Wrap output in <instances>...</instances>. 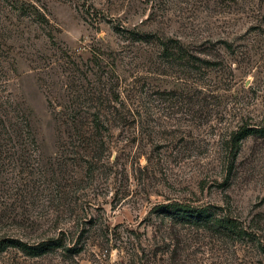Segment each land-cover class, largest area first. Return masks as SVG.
I'll list each match as a JSON object with an SVG mask.
<instances>
[{"label": "rangeland", "instance_id": "rangeland-1", "mask_svg": "<svg viewBox=\"0 0 264 264\" xmlns=\"http://www.w3.org/2000/svg\"><path fill=\"white\" fill-rule=\"evenodd\" d=\"M36 1L44 22L0 25L19 120L0 135V237L65 244L0 264H264V134L228 144L264 130V0ZM169 202L235 233L172 225Z\"/></svg>", "mask_w": 264, "mask_h": 264}, {"label": "trees", "instance_id": "trees-1", "mask_svg": "<svg viewBox=\"0 0 264 264\" xmlns=\"http://www.w3.org/2000/svg\"><path fill=\"white\" fill-rule=\"evenodd\" d=\"M35 2L37 1L35 0ZM35 2H32L30 0H0V25L2 24V22L5 23L8 16L12 14H14L17 18L31 17L38 23L44 22V10H42L40 6H37ZM8 101L11 102V100L2 99L0 97V135L7 139L16 135V123L19 121L15 115L13 116L12 114V116H9V112L5 108V106L10 105L8 104ZM93 109L94 108L90 106L87 112L84 113L86 117L90 119V121H88L89 124L95 123L98 117L97 112H91V110ZM260 132L261 134H264L263 129L259 130L242 125L235 131V133H233L228 144L232 145L234 149H236V145L241 140L253 136L257 133L260 134ZM87 134V132H84L82 130V132L77 133V137L86 139L85 135ZM98 134H100L98 131L93 135L88 134L87 139H101ZM158 208H160L159 214L164 217H168L172 225L187 224L195 227H206L207 225L212 224L215 230L219 231L220 233H224L223 235L230 234V232L235 233V227L233 226V222L231 220L225 217L212 222L211 219L213 215L210 214L209 210H207L206 208H202L199 206L193 207L189 204L181 202H169L168 204L160 206ZM64 244L65 240L62 233L59 234V237L39 240L38 242H35L33 244H29L27 241H22L14 236L9 235L0 237V253L5 251L6 249H12L25 257L38 258L57 250H63ZM73 253H78V251H75Z\"/></svg>", "mask_w": 264, "mask_h": 264}]
</instances>
